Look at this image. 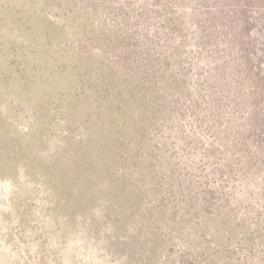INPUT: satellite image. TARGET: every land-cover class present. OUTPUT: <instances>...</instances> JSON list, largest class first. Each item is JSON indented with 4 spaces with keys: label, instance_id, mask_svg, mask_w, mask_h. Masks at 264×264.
<instances>
[{
    "label": "rangeland",
    "instance_id": "rangeland-1",
    "mask_svg": "<svg viewBox=\"0 0 264 264\" xmlns=\"http://www.w3.org/2000/svg\"><path fill=\"white\" fill-rule=\"evenodd\" d=\"M262 128L264 0H0V264H264Z\"/></svg>",
    "mask_w": 264,
    "mask_h": 264
},
{
    "label": "trees",
    "instance_id": "trees-1",
    "mask_svg": "<svg viewBox=\"0 0 264 264\" xmlns=\"http://www.w3.org/2000/svg\"><path fill=\"white\" fill-rule=\"evenodd\" d=\"M262 131H264V128H262L261 132H260V138H263L262 141L264 142V133H263V136H261ZM24 211L27 212V210H24ZM25 212H23V213H25ZM20 223H23V221ZM67 223H69V222L68 221L66 222V226H67ZM11 231H13V230L11 229ZM22 231H23V233H25V234H22V237L24 238L27 236L28 233L26 232L27 231L26 228H24ZM17 233H19V231H17ZM47 249H48V246L46 245V239L43 241L40 240V244H38V251L35 254V256H33L34 254H32V252L30 251V248L28 246L25 248V250H22V249L18 250V253L20 254V255L19 254L18 255L23 260L22 264H62L60 262V259H62L63 256L62 257H56L53 255L47 254V253H45V251H47ZM21 251H22V253H21ZM58 259H59V261H58Z\"/></svg>",
    "mask_w": 264,
    "mask_h": 264
}]
</instances>
